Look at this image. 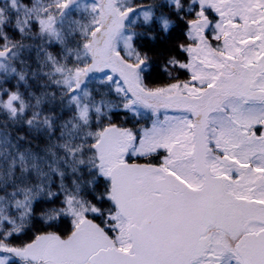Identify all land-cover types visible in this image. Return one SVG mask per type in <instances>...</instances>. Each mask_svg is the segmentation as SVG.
<instances>
[{"label": "snow or ice", "instance_id": "6c2138e0", "mask_svg": "<svg viewBox=\"0 0 264 264\" xmlns=\"http://www.w3.org/2000/svg\"><path fill=\"white\" fill-rule=\"evenodd\" d=\"M0 264H264V0H0Z\"/></svg>", "mask_w": 264, "mask_h": 264}]
</instances>
